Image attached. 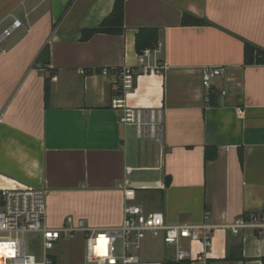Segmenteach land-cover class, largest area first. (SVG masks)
<instances>
[{
    "label": "crops",
    "instance_id": "obj_1",
    "mask_svg": "<svg viewBox=\"0 0 264 264\" xmlns=\"http://www.w3.org/2000/svg\"><path fill=\"white\" fill-rule=\"evenodd\" d=\"M115 1L0 0V174L45 191L52 228L67 216L119 226L120 187L151 183L135 187L145 211L215 226L209 264H262L264 232L226 226L264 215V65L244 57L246 45L264 51V0H125L121 34L82 41ZM141 29L158 31L161 75L138 69ZM122 66L136 73L128 105L164 111L161 141L138 140L111 109L120 81L99 72ZM210 66L226 73L206 91ZM237 248L242 260H227Z\"/></svg>",
    "mask_w": 264,
    "mask_h": 264
},
{
    "label": "built area",
    "instance_id": "obj_2",
    "mask_svg": "<svg viewBox=\"0 0 264 264\" xmlns=\"http://www.w3.org/2000/svg\"><path fill=\"white\" fill-rule=\"evenodd\" d=\"M160 47L158 43L138 54L140 72L163 74L167 65L156 57ZM99 73L103 76L115 75L120 81V93L111 102V109L119 113L120 123L133 127L138 140L161 141L164 137V111L135 108L127 103V96L136 85L135 69L122 66L104 68ZM225 73V67H206L203 75L205 90L210 91L213 80ZM120 188L127 201L121 225L96 228L89 226L85 219L67 216L64 225L52 228L46 225L45 191L0 174V264H62L58 256L60 242L77 235H83L85 239L86 264H165L143 260L137 254L148 236L162 238L166 245L173 248L169 262L209 264L208 254L213 246L212 232L215 226L169 224L163 212H147L143 205L137 203V188L128 181ZM226 227L233 234H239L242 230L263 233L264 215L250 214ZM29 234H39L42 238V261L27 253L26 236ZM193 244H200L201 251L195 253Z\"/></svg>",
    "mask_w": 264,
    "mask_h": 264
},
{
    "label": "rangeland",
    "instance_id": "obj_3",
    "mask_svg": "<svg viewBox=\"0 0 264 264\" xmlns=\"http://www.w3.org/2000/svg\"><path fill=\"white\" fill-rule=\"evenodd\" d=\"M137 194L144 202L145 209H152L153 203L149 197L139 191ZM26 247L28 254L36 256L39 261L43 260L42 238L39 234L27 235ZM59 248L58 256L62 264H86L83 235H77L73 239L60 242ZM170 249L171 247L166 245L161 238L153 239L148 236L137 254L143 260L165 262L167 253L171 251Z\"/></svg>",
    "mask_w": 264,
    "mask_h": 264
},
{
    "label": "trees",
    "instance_id": "obj_4",
    "mask_svg": "<svg viewBox=\"0 0 264 264\" xmlns=\"http://www.w3.org/2000/svg\"><path fill=\"white\" fill-rule=\"evenodd\" d=\"M124 4L125 0H116L114 9L110 16L96 29H89L82 32V41L89 40L93 35L98 33L104 34H121L124 26ZM203 24V22H197ZM158 44V31L156 29H141L137 35V51L141 53L145 49L153 48ZM245 64L246 65H264V51L251 45L245 47ZM214 98V97H213ZM229 261L242 260L240 249L232 252L227 259ZM264 264V258L261 259ZM168 264H174L168 262Z\"/></svg>",
    "mask_w": 264,
    "mask_h": 264
},
{
    "label": "water",
    "instance_id": "obj_5",
    "mask_svg": "<svg viewBox=\"0 0 264 264\" xmlns=\"http://www.w3.org/2000/svg\"><path fill=\"white\" fill-rule=\"evenodd\" d=\"M50 63L49 49H46L40 60L41 65H48ZM153 185L151 183H136L137 188H150ZM242 264V263H241Z\"/></svg>",
    "mask_w": 264,
    "mask_h": 264
}]
</instances>
